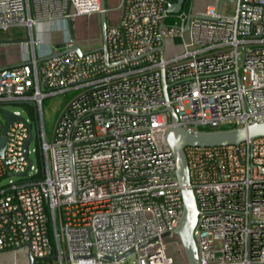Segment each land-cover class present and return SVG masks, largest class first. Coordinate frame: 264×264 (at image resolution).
Listing matches in <instances>:
<instances>
[{
	"label": "built area",
	"instance_id": "built-area-1",
	"mask_svg": "<svg viewBox=\"0 0 264 264\" xmlns=\"http://www.w3.org/2000/svg\"><path fill=\"white\" fill-rule=\"evenodd\" d=\"M172 1L120 0L106 60L101 32L65 34L42 53L35 36L41 22L68 31L80 15L100 19L101 0H0V30L27 33L20 60L0 65V113L4 103L30 113L10 108L23 119L0 153V250L55 253L54 264H189L166 107L189 130L264 121V0H190L186 29ZM56 94L48 135L43 101ZM184 149L198 264H264V135Z\"/></svg>",
	"mask_w": 264,
	"mask_h": 264
},
{
	"label": "water",
	"instance_id": "water-1",
	"mask_svg": "<svg viewBox=\"0 0 264 264\" xmlns=\"http://www.w3.org/2000/svg\"><path fill=\"white\" fill-rule=\"evenodd\" d=\"M184 0H175L169 2L167 9L170 12H177L183 7ZM102 11L100 12V31L102 36L101 49L105 52V58L107 60L106 53V10L105 0H101ZM191 16V9L189 8L187 13V19L184 24L186 29L189 26V17ZM72 32L71 22L69 23ZM70 48L76 51H81L77 44H73ZM162 51V45L159 47ZM62 52L55 51L51 55ZM5 104V103H4ZM169 111L171 124L165 132L166 140L172 150L175 159V174L180 184V190L183 200V209L179 221L175 227V231L179 235L181 243L185 249L187 260L189 264H198L197 246L193 237V229L197 220L198 209L196 206L195 196L190 185L189 168L187 162V156L184 147L188 144L209 145V144H229L237 143L248 137H255L264 135V121L252 122L248 125H241L231 128L221 129H198L189 130L176 123L177 115L175 109L172 106H167ZM1 115L5 121L3 127L0 130V153H3L6 144V130L9 124L14 119H23L22 115L15 114L10 108H2ZM31 139V133L27 136L24 142L25 152L27 150V143ZM167 233V232H166ZM164 233V234H166ZM126 253V252H125ZM123 253V254H125ZM55 253L51 255H45L43 257H37L29 251V264H34V261L38 258H55Z\"/></svg>",
	"mask_w": 264,
	"mask_h": 264
},
{
	"label": "rangeland",
	"instance_id": "rangeland-1",
	"mask_svg": "<svg viewBox=\"0 0 264 264\" xmlns=\"http://www.w3.org/2000/svg\"><path fill=\"white\" fill-rule=\"evenodd\" d=\"M120 0H105V7H106V20L110 22L113 19H116L118 16V4ZM226 8H229L232 6L233 1L232 0H224ZM191 4L188 3L186 10L188 11ZM183 9H185L183 7ZM82 16V15H80ZM169 21L175 20V16L170 15L167 19ZM100 19L97 16V14H86L83 15L81 18L74 19L72 23V32L68 28V34L73 35L77 40L83 39V38H93L96 37L94 34L99 35L100 34ZM27 33L20 27H13L9 30L3 31L0 30V40H7L8 43H15L18 41L19 38L25 37ZM185 37L188 39L189 31H185ZM44 49V50H48ZM42 48L38 49V53H42ZM4 64V63H3ZM62 99V96L60 94L56 95H50L47 96L43 101V108H44V119H45V126L46 131L48 135L50 134L51 127H52V121L56 114V111L58 109V105L60 103V100ZM17 108L21 111V113L26 116L30 117V113L25 109L23 104H15V103H6L2 108ZM4 121L1 113H0V122ZM36 145L35 139L30 141V148L34 147ZM31 157L33 158V161L36 165H38V157L35 152L31 151L30 153ZM9 177L16 178L15 175H8L6 174L2 181H7Z\"/></svg>",
	"mask_w": 264,
	"mask_h": 264
},
{
	"label": "crops",
	"instance_id": "crops-1",
	"mask_svg": "<svg viewBox=\"0 0 264 264\" xmlns=\"http://www.w3.org/2000/svg\"><path fill=\"white\" fill-rule=\"evenodd\" d=\"M194 3L197 7L202 8L205 1L194 0ZM48 26V24L42 22L38 25L35 36L41 40L39 48L45 49L46 46H56L63 40L65 34H68L67 30H48ZM94 36H97V34H94ZM21 49L22 47L18 42L8 43L7 40H0V65L19 61L22 56ZM0 264H29V249L26 246H21L14 250H0Z\"/></svg>",
	"mask_w": 264,
	"mask_h": 264
},
{
	"label": "trees",
	"instance_id": "trees-1",
	"mask_svg": "<svg viewBox=\"0 0 264 264\" xmlns=\"http://www.w3.org/2000/svg\"><path fill=\"white\" fill-rule=\"evenodd\" d=\"M189 2L190 0H184L183 7L186 8ZM34 264H54V261L51 258H38L34 261Z\"/></svg>",
	"mask_w": 264,
	"mask_h": 264
}]
</instances>
